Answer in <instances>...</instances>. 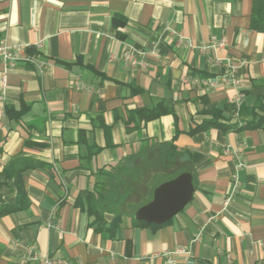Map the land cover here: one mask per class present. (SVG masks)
Wrapping results in <instances>:
<instances>
[{
	"label": "crops",
	"instance_id": "crops-1",
	"mask_svg": "<svg viewBox=\"0 0 264 264\" xmlns=\"http://www.w3.org/2000/svg\"><path fill=\"white\" fill-rule=\"evenodd\" d=\"M263 3L0 0V41L46 65L41 74L17 64L2 83L0 64V207L18 196L5 177L11 160L35 165L18 183L28 206L0 216V264H169L165 253L179 248L186 254H174L172 264H264V122L255 130L188 134L205 118L202 110H219L221 123L239 127L261 114L264 32L251 25L257 19L264 28ZM115 16L124 23L113 25ZM213 39L225 47L201 53ZM128 50L140 65L124 64ZM203 80L217 84L205 91ZM160 101L174 115L146 123L133 115ZM162 143H173L175 161L163 160ZM140 151L147 157L125 178L118 225L112 234L96 230L81 193L111 184ZM237 163L239 192L224 207ZM182 169L192 174L191 201L163 225H133L127 207L151 201L154 177ZM103 219L109 225L113 216Z\"/></svg>",
	"mask_w": 264,
	"mask_h": 264
},
{
	"label": "trees",
	"instance_id": "trees-1",
	"mask_svg": "<svg viewBox=\"0 0 264 264\" xmlns=\"http://www.w3.org/2000/svg\"><path fill=\"white\" fill-rule=\"evenodd\" d=\"M260 6H264V3L259 4V7ZM117 21H119L121 25L124 23L121 19H118L116 16L113 17V25L116 26ZM260 22V20L253 19L251 27L255 30H262L264 32L263 24L260 26ZM64 65L65 67H68V65ZM259 111L261 114L255 113L251 122L246 123L243 127H239L236 124L221 123V121H223L224 119L219 110H202L200 113L205 116V118L198 125L195 124V126L191 127L188 131V134L203 132L212 128L221 130L223 132L255 130L261 127L264 122V104L260 106ZM133 115L137 117L139 122L142 121L146 123L165 115H174V111L172 106H168L163 103V101H160L152 108L137 109L133 113ZM15 119H17V117ZM177 134H179L178 130H176L174 138H176ZM159 149L164 161H175L178 154H180L174 147L173 143H162L159 146ZM146 157L147 152L143 151H140L136 154L127 157L125 163L119 168L118 172L113 175V182L111 184L96 186L94 187L92 192L84 191L81 193L82 198L86 199V207L88 213L94 218L93 223L96 230L108 231L111 234L114 232L115 226L118 225L119 220L123 215V201L125 195L127 194L125 178L130 177L133 173V166L138 161L143 160ZM18 164L19 166H17ZM34 166L35 165L33 164L27 165V162L25 160L16 159L11 160V162L8 164L5 169V177L14 179L15 184L17 185L18 196L15 205L0 207V216L22 210L28 206L29 203L27 200V196L22 187L18 185V183H20L21 181V173L28 168H33ZM183 173H188V171L186 169L178 170L172 177H154L151 183L152 189L156 188L161 183L174 179L175 177ZM77 205L81 208H84V205L82 204V202L80 203L79 200L77 201ZM136 210V206H128L127 213L129 214V217H132ZM104 214H110L113 216V220L109 225H106V222L103 219ZM133 225L137 227H157L147 225L144 222L136 220H133Z\"/></svg>",
	"mask_w": 264,
	"mask_h": 264
},
{
	"label": "built area",
	"instance_id": "built-area-1",
	"mask_svg": "<svg viewBox=\"0 0 264 264\" xmlns=\"http://www.w3.org/2000/svg\"><path fill=\"white\" fill-rule=\"evenodd\" d=\"M168 30H169V33L173 37L177 38V41L179 43L182 42V38L175 31H172L170 29H168ZM224 47H225V41L223 39H220V40L213 39L209 45L200 47L199 51L203 54H209L210 51L216 52L218 50L223 49ZM123 62L125 65H127L129 67H136L137 65L141 64V63L136 61L133 53H131L129 50L124 53ZM0 64L2 65L3 70H4L2 73V76H1V82L2 83L5 82V71L8 68L13 67L17 64H33V65H36L41 74L43 73L45 66H46L44 62H39L37 60V56H28L25 54L24 48L19 47V46L9 45L6 43L5 40L0 41ZM227 64H228V67H229L230 72L232 74L230 76L231 82L234 85H236L237 81L234 79V76H233V72L235 70V67L231 64L230 61H227ZM186 80H187V78L183 79V82H185ZM221 81L224 82L225 84H229V80H227L226 78H223ZM201 84L204 87L205 91H210L213 87L216 86L217 80H203L201 82ZM3 103H4V97L2 94H0V113L3 112ZM242 168H243L242 163L236 164L235 171H234L233 175L231 176L230 193H229V196L227 197V199L225 200L224 207L228 206L231 199L239 192L240 183H239V178H238V172ZM178 253L186 254V250H184L183 248H179L173 252L165 253V256H168V263L169 264H172V256L174 254H178ZM40 264H58V263L54 262L50 259L45 258V259H42L40 261ZM188 264H194V262L189 261Z\"/></svg>",
	"mask_w": 264,
	"mask_h": 264
},
{
	"label": "water",
	"instance_id": "water-1",
	"mask_svg": "<svg viewBox=\"0 0 264 264\" xmlns=\"http://www.w3.org/2000/svg\"><path fill=\"white\" fill-rule=\"evenodd\" d=\"M194 193L190 173H183L155 188L149 203L138 208L134 219L147 225H163L179 214Z\"/></svg>",
	"mask_w": 264,
	"mask_h": 264
},
{
	"label": "rangeland",
	"instance_id": "rangeland-1",
	"mask_svg": "<svg viewBox=\"0 0 264 264\" xmlns=\"http://www.w3.org/2000/svg\"><path fill=\"white\" fill-rule=\"evenodd\" d=\"M153 179H154V178H153ZM137 191H138V189L136 190V192H137ZM136 192H135V193H136Z\"/></svg>",
	"mask_w": 264,
	"mask_h": 264
}]
</instances>
